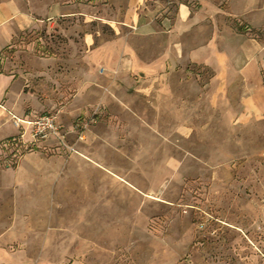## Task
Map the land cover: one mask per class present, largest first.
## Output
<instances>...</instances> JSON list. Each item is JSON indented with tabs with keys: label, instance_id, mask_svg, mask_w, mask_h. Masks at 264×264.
Returning <instances> with one entry per match:
<instances>
[{
	"label": "rangeland",
	"instance_id": "1",
	"mask_svg": "<svg viewBox=\"0 0 264 264\" xmlns=\"http://www.w3.org/2000/svg\"><path fill=\"white\" fill-rule=\"evenodd\" d=\"M8 1L59 13L0 54L30 80L47 72L33 97L0 100V264H264V66L216 87L212 69L182 60L109 86L81 40L108 35L110 0ZM159 1L174 19L179 0ZM44 114L56 136L15 126Z\"/></svg>",
	"mask_w": 264,
	"mask_h": 264
},
{
	"label": "crops",
	"instance_id": "2",
	"mask_svg": "<svg viewBox=\"0 0 264 264\" xmlns=\"http://www.w3.org/2000/svg\"><path fill=\"white\" fill-rule=\"evenodd\" d=\"M109 2L114 9L102 19L108 35H97L100 38L96 42L94 36L84 33L81 40L82 61L86 59L91 66L101 67L102 81L109 86L116 85L114 80L107 81L110 77L125 72L146 75L165 72L182 60L212 69L219 80L216 87L221 83L228 87L234 80L244 83L251 71L264 66V39L255 37L264 31V0H179L174 19L166 16L165 10L160 14L159 4L163 3L159 0ZM16 4L8 1L0 5V29L7 34L0 37V54L17 32L36 30L43 20H53L59 13V8L52 6L47 15H35L22 11ZM227 21L238 27L230 28ZM56 57H34V60L57 65ZM9 69V64L2 61L0 82H7L0 92L3 103L8 104L12 94L33 97L26 87L31 84L37 88L46 83L41 78L47 72L39 67L33 69V74L37 73L34 80L27 78L30 73L25 75L19 68L17 72ZM49 72L56 77L57 68ZM17 81L20 86L16 93H11L9 90Z\"/></svg>",
	"mask_w": 264,
	"mask_h": 264
},
{
	"label": "built area",
	"instance_id": "3",
	"mask_svg": "<svg viewBox=\"0 0 264 264\" xmlns=\"http://www.w3.org/2000/svg\"><path fill=\"white\" fill-rule=\"evenodd\" d=\"M27 125L30 128V136L32 139H47L48 137L56 136L58 133V127L55 124V120L50 115H41L34 120L25 121L18 120L15 126L20 128V125Z\"/></svg>",
	"mask_w": 264,
	"mask_h": 264
}]
</instances>
